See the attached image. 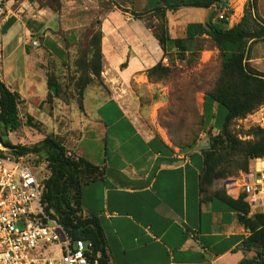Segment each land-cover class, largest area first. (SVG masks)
Instances as JSON below:
<instances>
[{
    "label": "crops",
    "instance_id": "0c3cea01",
    "mask_svg": "<svg viewBox=\"0 0 264 264\" xmlns=\"http://www.w3.org/2000/svg\"><path fill=\"white\" fill-rule=\"evenodd\" d=\"M110 1L113 9L100 23V77L129 83L136 72L150 68L161 55L155 26L148 23H156L162 6L159 0ZM6 9L0 26V39L5 42L4 49L0 47V81L24 100L29 94L25 45L47 30L54 31L58 19L46 11H35L27 1L9 0ZM212 9L165 11L164 28L171 39L184 38L186 26L207 22ZM106 21L111 29L105 37L102 28ZM145 34L153 38L157 58L149 55L151 39H134V35ZM21 48L24 60L17 66L12 56ZM120 53H125L126 59L116 62ZM91 97L96 103L89 107L94 139L102 144L94 155H88L92 159L77 148L75 154L98 167L101 176L82 187L80 207L83 216L96 218L109 263L238 264L244 257L242 240L249 233L229 204V199L236 201L242 196L237 185H228L225 191L202 186L200 151L175 148L162 135L139 130L111 91H93ZM89 100L85 95V112ZM202 110L204 115L209 111L211 118L220 111L208 100H203ZM253 214L250 208L248 216Z\"/></svg>",
    "mask_w": 264,
    "mask_h": 264
},
{
    "label": "rangeland",
    "instance_id": "374dc122",
    "mask_svg": "<svg viewBox=\"0 0 264 264\" xmlns=\"http://www.w3.org/2000/svg\"><path fill=\"white\" fill-rule=\"evenodd\" d=\"M19 1H27L35 11H46L58 19L54 31L47 30L43 36H33L36 45L30 41L25 45L29 94L18 104L19 129L5 139L13 147H38L42 154L39 164L43 165L44 175L48 176L43 161L46 152L41 146L44 139H52L63 146L66 156L74 161L79 158L75 154L76 148L92 159L88 155H94L101 146L102 143L94 139L96 134L89 110L96 105L89 100L94 98L91 97L93 91H111L129 118L145 134L162 135L175 148L196 149L201 154L210 155V165L204 167V176L212 190H229L228 185L232 184L240 186L242 180L254 172L255 164L258 170L263 167L262 160L249 159L245 147L261 135L259 130H264V106L244 118L230 121L224 129L219 126L226 114L223 108L219 107L220 111L212 118L209 111L203 114V98L216 90L222 75V57L211 39L198 37L184 53L167 49L163 56L161 52L154 65L136 72L129 83H123L119 78L106 81L95 75L102 69L101 63L98 68L96 53L98 49L101 53V20L113 9L110 0ZM251 3L255 5L254 10L250 9ZM212 7L211 15L224 21L221 26L225 30L236 26L250 11L253 21L248 24L249 30H261L263 35L245 42L247 64L253 72L264 75V0H220ZM157 15L158 22L152 20L148 23L154 24L156 31L160 28ZM221 16L225 19H220ZM109 25L107 21L103 24L105 37L111 29ZM141 30L145 33L144 28ZM146 37L152 41L149 47L151 59L157 58L153 38L148 34L143 37L134 35L138 40ZM4 46V39H0L1 49ZM23 54V48L14 50L12 59L15 65L23 62ZM125 56L120 53L115 61L125 60ZM2 58L3 54L0 60ZM157 63L158 68L151 70ZM11 92L17 93L15 90ZM85 95L89 100L86 112ZM11 155L14 154L7 152L2 156ZM31 159L37 160V157L32 155ZM78 173H74L77 180L84 181V175L78 176ZM254 213L264 214V203L255 207Z\"/></svg>",
    "mask_w": 264,
    "mask_h": 264
},
{
    "label": "trees",
    "instance_id": "16d2710c",
    "mask_svg": "<svg viewBox=\"0 0 264 264\" xmlns=\"http://www.w3.org/2000/svg\"><path fill=\"white\" fill-rule=\"evenodd\" d=\"M161 8H158L160 28H157L155 38L159 42L160 50L166 55V50L177 49L184 53L186 48L198 37H207L213 41L222 57V75L216 90L212 94L204 96L203 100L221 107L225 111L224 121L221 129L237 118H244L256 108L264 106V75L253 72L247 64V54L244 44L263 35L261 30H249V22L253 21L250 11L241 21L231 29L222 28L221 20L211 16L205 23H190L186 26L184 38L171 39L165 30L163 21L164 12H176L183 8L209 9L219 4L220 0H159ZM251 10L255 9L251 3ZM248 10V9H247ZM225 19V16L223 17ZM222 19V20H223ZM263 30V29H262ZM100 43V40H99ZM98 68L101 63V53H96ZM159 64L151 68L156 70ZM100 70L96 76H100ZM20 96L11 92L3 82L0 81V130L1 143L9 148L16 156L34 155L38 165L42 154L38 147L25 148L11 146L5 140L9 133H13L20 127L18 118V104ZM261 135L253 143L245 147L246 155L252 160H262L264 157V130H259ZM41 146L45 149L48 172L47 179L43 182L42 203L46 205V212L51 211L52 217L62 227L67 236L72 240H90L93 244V259L98 264H110L106 252L105 242L96 218L85 217L81 214L80 194L84 185L100 178L101 172L98 167L90 164L82 158L75 161L66 156L63 146L52 139H44ZM187 150V149H181ZM0 155H3L0 152ZM203 170L200 177L202 186L209 188L207 177L204 176V167H208L210 155L202 154ZM83 174L85 180L79 182L75 176ZM82 177V176H81ZM229 204L239 213V222L249 235L242 240L241 251L243 259L238 264H264V214L254 213L248 216L250 207L242 195L236 201L229 199ZM98 256V257H97Z\"/></svg>",
    "mask_w": 264,
    "mask_h": 264
},
{
    "label": "built area",
    "instance_id": "2783aa9c",
    "mask_svg": "<svg viewBox=\"0 0 264 264\" xmlns=\"http://www.w3.org/2000/svg\"><path fill=\"white\" fill-rule=\"evenodd\" d=\"M8 2L0 0V26ZM0 152L11 150L1 148ZM31 157L0 155V264H98L92 242L72 241L53 213L46 212L42 192L47 176L43 165H35ZM262 161L261 170L255 164L254 172L235 187L253 209L264 203V158Z\"/></svg>",
    "mask_w": 264,
    "mask_h": 264
},
{
    "label": "water",
    "instance_id": "95a60500",
    "mask_svg": "<svg viewBox=\"0 0 264 264\" xmlns=\"http://www.w3.org/2000/svg\"><path fill=\"white\" fill-rule=\"evenodd\" d=\"M0 145L3 147V148H5V149H9V148H6V147H4L3 145H2V143H1V139H0ZM10 150V149H9Z\"/></svg>",
    "mask_w": 264,
    "mask_h": 264
},
{
    "label": "bare ground",
    "instance_id": "6f19581e",
    "mask_svg": "<svg viewBox=\"0 0 264 264\" xmlns=\"http://www.w3.org/2000/svg\"><path fill=\"white\" fill-rule=\"evenodd\" d=\"M1 146V145H0ZM1 149V148H0ZM261 170V169H260Z\"/></svg>",
    "mask_w": 264,
    "mask_h": 264
}]
</instances>
